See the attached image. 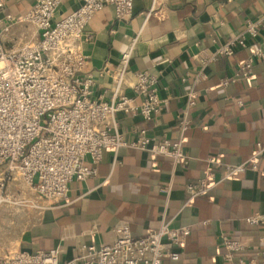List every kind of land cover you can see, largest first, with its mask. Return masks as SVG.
Masks as SVG:
<instances>
[{
  "label": "crops",
  "instance_id": "1",
  "mask_svg": "<svg viewBox=\"0 0 264 264\" xmlns=\"http://www.w3.org/2000/svg\"><path fill=\"white\" fill-rule=\"evenodd\" d=\"M4 2L6 13L21 18L34 0ZM81 3L64 0L54 19L72 13ZM115 15L114 7L107 5L87 26L93 38L85 42L84 51L96 76L94 96L111 100V78L100 71L118 66L122 52L138 36L125 93L139 103L134 74L149 71L158 75L159 95L168 101L165 111L148 125L151 136L175 137L177 117L187 102L185 93L194 85L198 90V103L189 112L192 127L186 134L189 164L175 167L169 158L133 148H122L115 158L107 149L97 175L70 183L69 203L43 211L2 204L0 254L13 248L28 252L58 248L64 261L75 257L85 243L111 242L122 219L142 235L159 226L167 200L158 187L173 180L167 212L174 226H190L191 234L181 258H165L164 264H232L220 246L224 235L246 242L241 258H264V224L244 220L264 215V173L247 170L185 205L186 184L206 175L212 166L209 158L238 164L253 153L258 141L264 142V62L254 61L251 78L222 85L251 56L250 47L216 57L206 66V78L195 83L204 59L243 32L247 20L264 17V0H133L128 21H117ZM18 20L4 35L7 47L37 39L36 28ZM247 37L250 46L264 41V26L255 40ZM117 116L118 130L134 139L132 129L142 124L140 116L123 112Z\"/></svg>",
  "mask_w": 264,
  "mask_h": 264
},
{
  "label": "built area",
  "instance_id": "2",
  "mask_svg": "<svg viewBox=\"0 0 264 264\" xmlns=\"http://www.w3.org/2000/svg\"><path fill=\"white\" fill-rule=\"evenodd\" d=\"M63 1L34 0L31 9L16 18L5 12V2L0 0V206L7 203L43 211L69 203L70 183L97 175L98 163L107 149L115 158L122 148H133L169 158L175 167L189 164L186 134L192 127L189 112L198 103V90L194 85L185 93L187 102L177 117L175 137L151 136L148 125L165 111L168 101L159 95L158 75L149 71L134 74L133 89L140 97L139 103L125 93L138 36L122 52L118 66L100 71L111 78V100L94 96L96 76L84 51L85 42L93 38L87 26L107 5L114 7L117 21H128L133 15V0H82L72 13L55 20ZM17 19L31 23L37 39L10 48L4 35ZM263 26L264 17L247 20L243 32L203 60L195 83L206 78V66L216 57L230 56L247 47L251 56L222 85L251 78L254 61L264 62V41L250 46L247 36L255 40ZM236 101L244 104L242 99ZM119 112L140 116L142 124L132 129L134 139H127L118 130ZM263 159V141H258L253 153L238 164L209 158L212 166L206 175L186 184L185 205L247 170L264 173ZM158 189L166 195V208L159 226L142 235L135 234L132 223L122 219L114 227L111 242L85 243L70 259L61 261L58 248L36 252L13 248L0 254V264H164L165 258L177 261L191 227L174 226L173 217L168 215L173 180ZM244 220L260 225L264 224V215L256 213ZM220 246L232 264H264V258L240 257L247 247L245 241L224 235Z\"/></svg>",
  "mask_w": 264,
  "mask_h": 264
}]
</instances>
